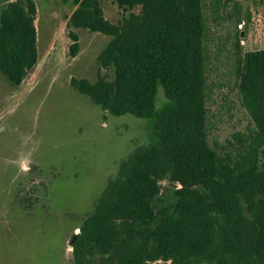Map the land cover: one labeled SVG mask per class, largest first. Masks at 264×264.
Listing matches in <instances>:
<instances>
[{"label": "trees", "instance_id": "16d2710c", "mask_svg": "<svg viewBox=\"0 0 264 264\" xmlns=\"http://www.w3.org/2000/svg\"><path fill=\"white\" fill-rule=\"evenodd\" d=\"M113 1L140 13L115 25L99 0H62L78 5L70 26L112 37L98 61L114 68V80L70 84L108 114L147 120L150 138L122 161L72 236L74 263L99 254L111 264H264V49L236 60L256 132L237 157L222 155L208 134L204 0ZM0 3V72L19 85L38 60L37 7ZM163 181L177 201L159 216L153 202Z\"/></svg>", "mask_w": 264, "mask_h": 264}, {"label": "rangeland", "instance_id": "374dc122", "mask_svg": "<svg viewBox=\"0 0 264 264\" xmlns=\"http://www.w3.org/2000/svg\"><path fill=\"white\" fill-rule=\"evenodd\" d=\"M33 1L37 63L19 85L0 72V264H75L72 236L122 161L148 143V121L108 114L71 87L75 77L114 80V68L98 61L112 37L70 26L78 5ZM99 1L115 25L141 10ZM203 10L209 141L237 157L256 126L242 104L236 60L264 49V0H204ZM174 191L162 182L153 202L159 216L173 209ZM101 256L90 264H111Z\"/></svg>", "mask_w": 264, "mask_h": 264}]
</instances>
